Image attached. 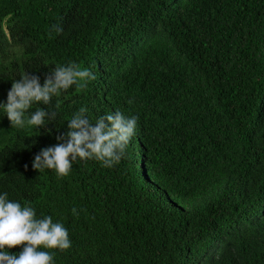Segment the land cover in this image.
Here are the masks:
<instances>
[{
    "label": "trees",
    "instance_id": "trees-1",
    "mask_svg": "<svg viewBox=\"0 0 264 264\" xmlns=\"http://www.w3.org/2000/svg\"><path fill=\"white\" fill-rule=\"evenodd\" d=\"M72 63L96 79L45 127L0 109V194L67 229L53 264H264V0H0V103ZM81 108L137 117L120 162L34 170Z\"/></svg>",
    "mask_w": 264,
    "mask_h": 264
},
{
    "label": "clouds",
    "instance_id": "clouds-1",
    "mask_svg": "<svg viewBox=\"0 0 264 264\" xmlns=\"http://www.w3.org/2000/svg\"><path fill=\"white\" fill-rule=\"evenodd\" d=\"M95 79L92 71L75 63L55 68L46 75L43 85L38 76L25 73L13 80L7 103H0V109L11 127L39 129L54 120L56 113L43 107L30 111L33 105H48L54 96L73 85L85 88ZM85 113V108L75 113L67 124V133L56 137L58 143L35 155L34 170H54L58 178H63L77 161L94 160L106 168L120 162L135 135L137 117H126L117 111L93 124ZM216 245L215 255L223 247L224 240H219ZM17 247L22 248L18 255L5 250ZM70 247L68 231L61 223H54L50 216L37 218L32 207H22L20 203L10 201L7 193L0 194V264H53V255L48 250L66 251Z\"/></svg>",
    "mask_w": 264,
    "mask_h": 264
}]
</instances>
